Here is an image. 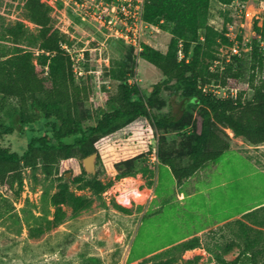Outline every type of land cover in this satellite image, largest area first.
Listing matches in <instances>:
<instances>
[{
  "label": "rangeland",
  "instance_id": "374dc122",
  "mask_svg": "<svg viewBox=\"0 0 264 264\" xmlns=\"http://www.w3.org/2000/svg\"><path fill=\"white\" fill-rule=\"evenodd\" d=\"M43 1L52 7L55 26L61 30L70 53L83 54L87 59V73L76 79L91 90L87 103L79 107L84 126H94L96 108L101 113L110 111L106 100L121 82L113 79L112 70H121L127 84L139 88L142 101L153 85L165 80L158 69L142 60L140 53L92 24L81 23L65 0ZM23 2L0 0V31L22 22L35 33ZM242 3L252 19L240 13ZM263 14L264 0H229L227 4L210 1L208 26L226 36L231 45L236 40L244 51L242 75L236 82L230 81L235 86L224 89L210 85L207 88L212 94L250 100L253 86L264 81V62L252 70L249 53L243 47L247 41L253 42L254 28L262 25ZM169 39L163 30H147L142 47L164 54ZM231 45L207 49L198 41V46H191L189 56L195 54L211 71L221 70L224 60L232 61ZM212 55L219 62L212 61ZM181 101V94L174 93L169 84L164 85L151 110L155 114L170 112L178 118L170 130H157L150 122L148 109L146 117L126 123L113 135L94 139V174L85 172L81 158L59 160L47 168L41 160L22 163L21 182L11 187L0 184V264H154L164 260L172 264H232L246 243L245 234L252 237L254 232H259V239L253 251L261 250L256 264H264V228L256 223L260 214L244 217L264 205V145H250L229 129L220 128L229 149L189 179L176 183L169 168L161 165V158L168 156L182 166L188 164L187 154L199 131L201 113L194 105L181 111ZM39 123L33 125L34 134L42 127ZM25 131L23 128L5 136L2 145L22 152L27 140ZM70 141V137L65 139L66 143ZM150 151L157 152L158 163L149 161ZM91 177L104 188L132 177L149 199L122 211L112 199H103L101 191L94 194L87 186ZM61 184H67L70 192L83 196L90 205L78 213L64 207L62 223L54 225L51 196ZM6 200L11 207L4 204ZM191 238H198L199 245L186 251L179 244ZM154 254H160L159 258Z\"/></svg>",
  "mask_w": 264,
  "mask_h": 264
},
{
  "label": "trees",
  "instance_id": "16d2710c",
  "mask_svg": "<svg viewBox=\"0 0 264 264\" xmlns=\"http://www.w3.org/2000/svg\"><path fill=\"white\" fill-rule=\"evenodd\" d=\"M210 1L145 0L144 22L167 32L170 39L164 54L143 46L140 55L142 60L158 69L165 80L153 85L142 101L139 88L129 86L121 70H112L113 79L121 82L116 86L115 93L106 100L110 111L101 113L96 108L94 126H84L79 107L87 103L90 86L76 82L71 56L61 46L66 43L51 15L52 7L43 0H24L23 8L29 23L36 28L35 33H31L22 22L7 25L0 31V184L11 187L12 183L21 182L22 163L32 164L41 160L47 168L59 160L84 159L95 153L94 139L113 135L126 123L146 117L148 109L150 122L157 130L172 129L178 122L176 116L170 112H151L164 85L168 84L174 93L182 96L181 111L188 105L201 109L199 131L187 154L188 164L182 166L168 156L161 158V165L169 168L176 183L189 179L203 165L229 149L220 128L229 129L235 137L242 138L250 145H264V81L253 86L250 100H241L240 96L222 99L207 87L233 88L235 83L231 84L230 81L236 82L242 75V57H232L231 63L224 60L222 67L219 66L221 70L211 71L199 62L195 54L189 56L191 46H198V41H202L207 49L212 45H231L226 36L207 24ZM216 1L229 3V0ZM254 29L256 36L250 43L247 58L252 70L260 68L264 62V48L260 46V42L264 41V14L262 25ZM179 51L183 56L181 59L178 58ZM210 58L219 62L217 56ZM86 63L87 59L84 69ZM102 91L105 92L104 87ZM41 120L42 124L39 123ZM36 123L42 127L34 134L33 125ZM23 128H26L27 140L22 152L11 151L2 145L5 136L20 132ZM69 137L71 141L66 143L65 139ZM152 153L150 151L149 154ZM155 154L159 160L157 152ZM87 186L94 194L106 189L93 177ZM4 204L11 207L7 200ZM51 205L54 207L53 224L59 225L65 217L64 207L78 213L87 209L90 202L70 192L67 184H61L51 196ZM255 213L260 214V217H256L257 225L264 228V205L246 213L244 217ZM256 234L254 232L252 237L245 234L246 243L232 264H256V257L261 254V250L253 251L259 239ZM179 245L190 251L198 247L199 240L191 238ZM159 256L154 254L153 257L158 259ZM154 264L172 262L164 260Z\"/></svg>",
  "mask_w": 264,
  "mask_h": 264
},
{
  "label": "built area",
  "instance_id": "2783aa9c",
  "mask_svg": "<svg viewBox=\"0 0 264 264\" xmlns=\"http://www.w3.org/2000/svg\"><path fill=\"white\" fill-rule=\"evenodd\" d=\"M144 3L145 0H65V4L70 7L71 12L81 23L92 24L99 31L123 43L137 54L142 50V39L145 32L147 30H159L157 27L144 22ZM239 11L248 19L253 18L252 15H249L244 3L239 5ZM59 31L62 33L60 29ZM234 43L235 45L233 44L230 47L232 57H242V52L244 51L239 47L236 40H234ZM61 46L71 56L72 69L76 77L85 76L87 72L83 66L86 59L83 54L74 56L66 45L62 44ZM260 46L264 48L262 42H260ZM243 47H245V51L249 52L251 49L250 42L247 41ZM182 57L179 51L178 58L181 59ZM218 97L223 99L228 96L223 93ZM149 161L151 163H158L155 153L149 154ZM140 186L133 183L132 177H124L116 185L106 188L102 192V197L105 200L112 199L116 205L123 208L138 205L141 204V201L149 199V194H145L144 189H140ZM13 205L15 206V204Z\"/></svg>",
  "mask_w": 264,
  "mask_h": 264
},
{
  "label": "water",
  "instance_id": "95a60500",
  "mask_svg": "<svg viewBox=\"0 0 264 264\" xmlns=\"http://www.w3.org/2000/svg\"><path fill=\"white\" fill-rule=\"evenodd\" d=\"M96 154L93 153L82 160L83 169L88 174H94Z\"/></svg>",
  "mask_w": 264,
  "mask_h": 264
}]
</instances>
